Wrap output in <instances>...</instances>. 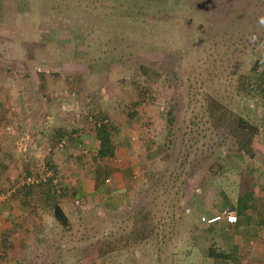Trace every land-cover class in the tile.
I'll use <instances>...</instances> for the list:
<instances>
[{
  "label": "rangeland",
  "instance_id": "374dc122",
  "mask_svg": "<svg viewBox=\"0 0 264 264\" xmlns=\"http://www.w3.org/2000/svg\"><path fill=\"white\" fill-rule=\"evenodd\" d=\"M22 3L0 0V93L14 110L20 100L19 106L34 107V128L31 136L16 132L10 122L16 113H7L0 121V137H11L20 153L34 149L30 156L35 161L6 176L0 190L16 197L25 191L20 188L26 186L16 185L22 173L42 177L53 169L60 179L54 197L73 201L79 180L85 181V189L91 180L94 162L121 173L119 182L109 177L101 187L129 188L122 209L109 213L96 207L98 193L83 197L89 209L75 212L87 216L62 227L51 220L43 194L33 187L35 201L41 194L42 215L49 218L46 228L51 232L46 239L42 227L40 232L32 228L24 244L8 247L0 218V253L7 258L25 252L28 258L43 249L81 255L88 246L99 245V252H160L157 262L164 264H213L204 254L208 246L231 252L232 228L223 222L204 225L199 217L234 204L241 188L253 191L256 204L257 197L264 198V96L252 97L245 85L247 76L254 77L250 66L255 60L258 71L264 70V0H168L165 6L143 9L111 0H38L37 10L24 15ZM111 10L117 12L115 20ZM125 11L128 18L122 24L118 17ZM142 65L154 70L149 72L154 81L146 80ZM36 67L47 72L37 73ZM145 81L153 97L136 103L135 89ZM23 92H29L25 100L19 97ZM92 105L106 110L115 128L113 138L117 125L127 137L114 143V156L100 160L82 152L88 142L78 148L71 139L48 151L51 139L57 138L50 134L58 127L68 138L77 128L80 135L94 137L92 119L85 116ZM127 110L136 111L137 117L128 119ZM237 118L257 127L249 155L237 151L229 134ZM58 150L63 153L59 165L48 158ZM212 164L221 166L216 176L209 171ZM262 215L253 211V224ZM134 217L138 226L129 231ZM141 261L155 264L154 258Z\"/></svg>",
  "mask_w": 264,
  "mask_h": 264
},
{
  "label": "crops",
  "instance_id": "0c3cea01",
  "mask_svg": "<svg viewBox=\"0 0 264 264\" xmlns=\"http://www.w3.org/2000/svg\"><path fill=\"white\" fill-rule=\"evenodd\" d=\"M19 97L25 100V98L29 97V92H23L22 94H20ZM19 97L17 98L18 100ZM3 101L4 100L0 98V121L2 122L4 121L3 118L6 117L7 113H16L15 115L12 114L13 116L10 117L12 119L10 122H13L16 132L27 134L28 131L29 133L27 135L31 136L33 132L32 128H34L32 127V125L35 120L33 122H30V113H33V111H35L34 107H31L28 103H27L28 105L25 104L23 106L22 105L19 106L22 102V100H20L18 101L19 105L14 110V106L12 108V106H8L4 104ZM8 109H12V110L9 111ZM22 129H24L25 131L23 132ZM37 129L40 130V128ZM122 131L123 130H121V127L117 125L116 134L114 136V143L118 142L119 139L122 140L125 139V141L127 140L126 139L127 137L123 135ZM73 137L74 139H76V144L79 148L83 147L81 146L83 141L88 142V144L85 146V149L82 150L83 153L87 152L88 154L89 153L95 154L97 147V140L93 139L94 137L92 138L87 134L77 135ZM10 138L11 137H7V134H3L0 137V181H4L5 177L8 175L10 176L17 175L18 173L17 171L19 169H22L21 166L28 169V167L29 166L31 167V165L25 164V162L34 160V158L30 156L31 153L34 154L33 153L34 149L29 150V152L24 151L20 153L19 152L20 150L16 149V147L14 148L13 145L15 144V142L13 139L10 140ZM92 141H94V143H92ZM32 146L34 147L35 145ZM29 147L28 149H30ZM16 151H18L19 153H16ZM61 151L53 152L52 155L48 156V158L53 163L58 164L59 163L58 159H60V156L63 157V153H60ZM64 155L68 156V153ZM66 160H70V159H66ZM109 177H111V181L113 178L114 180H117L119 182L118 179L119 177L121 178V173L120 174L119 173L117 174L116 172L114 174L111 173ZM83 182L85 181L79 180L77 186L75 187L76 194L74 196L75 199L78 198V200L80 201L81 206L79 208L82 209L81 212L85 211L86 213V208H87L86 205L84 206L83 204V197L85 196L91 197L90 194L92 192H95L96 194L98 193L100 196L99 198L100 200L97 203L96 207H99L101 212L109 213L111 211L122 209L124 205L123 203L125 201L124 197L127 191L126 189H128L129 187L127 186L125 187L124 184L122 185L116 184L114 186H111V188H109L108 190L105 189V186L102 187L100 186V188L98 189H93L92 180H87V185L85 189ZM108 182L104 181L103 184H106ZM7 185H8V181H7ZM64 186L69 188V185L66 183L63 184V187ZM13 189L14 188L10 189V192L13 191ZM33 193L34 190H30V191L27 190V192L22 190L21 193H18L16 197H14V194L12 193L13 194V195L11 194L12 196H8V197L6 196L7 198H5V200L0 203V218L2 219L4 224V228H2V232L4 231L3 233H5V235H3L4 237L3 243L8 241L9 244L6 245L8 247H10L11 244H15V243H17V245H19V243L24 244L27 240L26 236L30 234L26 232L32 230V228L34 229V232L36 228L38 229V232H40L41 229L39 227H42V237L46 239L48 238L46 233L51 232V229L46 228V224L49 223V218L47 217L45 218L42 215L41 194L38 196H34L36 198L35 201V199L33 198ZM58 205L62 209L68 223H70L72 219H75L76 221V219L79 217L81 218L82 216H87V214L84 213L77 214L76 213L77 211L75 212L76 207H73V201H70L67 197H60V199L58 200ZM260 211L261 209H257L256 211H254V213L257 212L260 213ZM50 217L52 220L53 217L51 215ZM260 220L256 224H243V225L241 224L236 228L234 224L224 223L225 226H228L232 228L231 230H233L232 236L230 238L232 239V242L230 244L231 258L229 260L230 261L229 264H264V217L261 218ZM106 222H112V221L108 220ZM113 223L115 222H112V224ZM16 232H22L21 235L23 237L20 239L19 238L20 236L18 237ZM54 237L57 238V236L52 234V238ZM55 240H58V238ZM17 248H19V246ZM66 248H71V246H66ZM4 252H6V248H4ZM79 253L80 252H43L42 249V252H36V254L29 255V257L32 256L35 257L34 259H30L29 257L27 258L25 256L26 254L25 252H14V255L13 254L9 255L7 258L5 256V253H0V258L2 257L1 258L2 261L0 262V264H27L26 262L20 263L18 261V260L21 261L22 257L26 258V261L29 262L33 260V264L36 263L37 264H147L146 262L141 260L150 259V258L155 259L154 261L155 264H164L157 262L159 258L157 254L160 252H137V251L111 252L107 250L106 252H81V255ZM174 253L175 252H166V254L169 256L171 254L173 255ZM189 254L190 252H185V256H188ZM135 260L137 261L140 260V261L137 262ZM164 262H167V264H169L168 261H164ZM173 262L174 260H172L170 264H172Z\"/></svg>",
  "mask_w": 264,
  "mask_h": 264
},
{
  "label": "trees",
  "instance_id": "16d2710c",
  "mask_svg": "<svg viewBox=\"0 0 264 264\" xmlns=\"http://www.w3.org/2000/svg\"><path fill=\"white\" fill-rule=\"evenodd\" d=\"M19 1L23 2L21 5L24 6V9H22L23 15H24L27 12L29 13V11L30 12L33 11L32 8L35 7V3L38 0H17V2H19ZM111 1L121 3L123 5L126 4L129 6L138 4V5H140V7L142 9L152 7V6H165L168 3V0H111ZM133 8H137V7L133 6L132 9ZM34 10L36 11L37 7H35ZM44 11L47 12L48 10L44 9ZM131 11H132L131 9L127 10V13L129 14ZM127 13L125 11L124 13L119 15L118 20H120V23H122V24L125 23L126 19L128 18ZM110 15L112 17H115L117 15V12L115 10H111ZM115 19H116V17L113 20H115ZM112 32H115V31H112ZM259 67H260V62L258 60H255L252 63V65L250 66V73H252L254 77L247 76L248 79L246 80V83H245L246 89L249 91L248 94H250L252 97H255V98L261 97V95L264 96V70L261 69L258 71ZM139 68L142 69L143 75L144 76L146 75L145 76L146 80H148L150 78H151V82L155 80V78H153L152 75L150 74V73L154 72V70L150 69L148 66L144 67L143 65L139 66ZM154 74H156V73H154ZM131 81H133V80H131ZM146 82L147 81L139 83L138 87H136V89H135V91L137 92V94L135 95V97H136L135 102L136 103H139L140 101H144L148 97L149 98L153 97L152 92H151L152 88L149 87ZM3 95L4 94L1 92L0 93L1 99L4 98ZM121 101L124 103V105H126L125 101H123V100H121ZM125 107H126V109H128L127 106H125ZM88 108L89 107L86 108L85 116L87 117V119L88 118L92 119L93 134H94V138L97 140V147H96V151L94 154L95 158L97 157L100 160L112 158L114 156V148H115L114 140H113L114 139L113 133L115 131V128H114L111 120L108 118L106 110L105 111L99 110V108L94 109L93 105H92L91 109L89 108L90 110H88V111H90V112L88 113V111H87ZM92 108H93V111H92ZM171 110H172V108H169L166 110V116H167L168 124H170L171 120L173 119V116L171 114L172 113ZM126 115H127L126 117L128 119H135L137 117V112L127 110ZM263 128H264V122H263ZM229 131H230L229 132L230 136L234 140V143L237 145V151L241 155L242 154L249 155L250 138L256 134L257 127L255 125L248 124L242 118H237V120L235 122V126L230 127ZM80 132H81V128H77L74 136L80 135ZM54 136L55 137L57 136V138H56V140L51 139V142H50L51 145H54L60 139H64L65 143L67 141H70V139H71V140H73V146L78 147L76 144V139H74V137L68 138L67 137L68 135L65 134L63 127H61V128L58 127V128L53 129L51 134H50V137H54ZM49 141H50V139H49ZM65 143H64V145H65ZM64 145L61 148H63ZM220 167H221L220 165L212 164V166H210V168H209V171H210V173L213 174V176H216L219 174ZM50 173H51V175L45 177L43 182H40L39 184H36V185L26 186L25 188H20V189H24L27 192V190L30 191V190H32L33 187H36V189L38 191H41V193L43 194V199H45V201L47 202V205H48L47 207H50L51 216L62 227H65L68 224L67 219H66L62 209L58 205L57 197H54L55 191L58 192L60 189V187L58 186L59 182L57 184H53L52 183V177L55 176V172L53 169H51ZM110 175H111V171H110L108 166L94 162V167H93L92 172H91V180H92L93 189L100 188V186L103 184V182L106 179H108V177ZM241 179H242V177H241ZM252 192L253 191L250 189L245 190V188H241V190L239 191V195H237V197L235 198L234 204L229 205L228 207H224V209L233 210L235 212L236 221H235V223H233L235 228L241 224L242 225L243 224H253L252 213H253V211H256L257 209H261L260 215L263 216L262 213L264 212V198L257 197L256 200L259 201V203L256 204V203H254V197L251 195ZM141 211L142 210H139V212H141ZM137 219L138 218L134 217V219L132 220V224L130 226L129 231H131L132 229H134L135 227L138 226L137 225L138 221H136ZM248 234H251V233H248ZM253 236H254V234H253ZM88 247H89L88 252H99V249H100L99 245L98 246L91 245ZM204 254H205V257L213 260V264H223L225 261H228L231 258V252H225V251L219 250V249L215 248L213 246V244L206 248V252H204ZM1 258H0V260H1Z\"/></svg>",
  "mask_w": 264,
  "mask_h": 264
},
{
  "label": "built area",
  "instance_id": "2783aa9c",
  "mask_svg": "<svg viewBox=\"0 0 264 264\" xmlns=\"http://www.w3.org/2000/svg\"><path fill=\"white\" fill-rule=\"evenodd\" d=\"M35 71L37 73L47 72L46 70H43L39 67H36ZM64 143H65L64 139H60L54 145L50 144V146L47 147V150L50 151V150L60 149L64 145ZM50 175L51 173L49 171H46L42 177H34V175L32 174L29 175V174L22 173L17 185H20V186L36 185V184H39L40 182H43L45 177L50 176ZM58 181L59 180L56 175L52 177L53 184H57ZM108 181H109L108 179L105 180V182H108ZM7 195H8V192L5 193L0 190V200L4 199ZM73 206L76 208H79L81 206L80 201L78 199H74ZM199 221L200 223H203L204 225H211V224L220 223V222H223L226 224H233L236 221V214L233 210L224 209V210H221L219 212H216L210 215L200 216Z\"/></svg>",
  "mask_w": 264,
  "mask_h": 264
}]
</instances>
